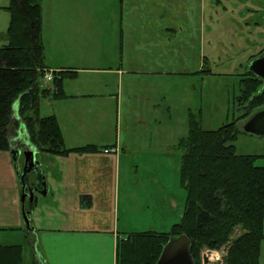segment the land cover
Listing matches in <instances>:
<instances>
[{"label":"rangeland","instance_id":"374dc122","mask_svg":"<svg viewBox=\"0 0 264 264\" xmlns=\"http://www.w3.org/2000/svg\"><path fill=\"white\" fill-rule=\"evenodd\" d=\"M8 1L0 0V47L1 35L5 36L9 21L3 8ZM41 6L46 65L51 68L66 65L76 70L73 78L63 80V89L74 91L77 81L90 77L97 81L111 80L109 90H116L122 77L140 85L148 84L140 89L145 90L144 94L146 89H151L150 92L155 89V101L164 107L157 113L163 121L158 125L161 136L154 139L150 135L157 124L148 116L150 124L146 130L142 128L144 136H139L138 145L151 148L134 152L132 160L122 164L121 197L127 198L126 177L134 178L128 194L131 199L137 197V203L144 206L149 205L146 200L150 194L156 199L173 196L176 203L179 200L182 217L186 191L180 182L179 141L188 134L191 119L197 120L204 130L236 121L238 133L233 141L236 153L256 155L254 163L264 165V134L244 131L247 118L241 115L245 108L237 100L241 93L240 79L249 71V61L264 51V0H41ZM132 68L150 72L137 75L127 71ZM49 86L53 88L51 82ZM51 102L41 101L40 116L52 113ZM87 119L94 126L89 134L94 135L99 118L87 112ZM105 120L111 136L121 135L123 140L125 115L118 119L114 109ZM144 159L151 166L139 162ZM133 160L139 164L138 168L129 167ZM152 176L158 183L150 179L141 182V177ZM15 180L6 172L0 174L1 211L21 205L20 189L17 204L12 202ZM27 205L25 200L24 206ZM158 227L161 229L162 225ZM170 228L157 231L167 232ZM262 230L264 233V221ZM240 232L236 228L232 237ZM16 239L0 231V244L15 243ZM224 254L225 247L203 250L199 264H220ZM23 259V264H32L29 243L23 244ZM258 264H264V239Z\"/></svg>","mask_w":264,"mask_h":264},{"label":"trees","instance_id":"16d2710c","mask_svg":"<svg viewBox=\"0 0 264 264\" xmlns=\"http://www.w3.org/2000/svg\"><path fill=\"white\" fill-rule=\"evenodd\" d=\"M3 8L9 21L6 42L0 47V151L13 147L11 129L20 124L40 152L65 156L98 150L91 144L66 147L55 115H39L41 101L66 97L63 80L76 75L75 71L52 70L53 88L41 86L49 70L41 38V0H9ZM240 84L237 100L245 108L241 117L248 119L264 106V83L248 71ZM237 133L236 121L204 130L191 119L188 134L179 141L180 182L186 191L181 219L167 232H131L119 237L116 264H154L169 237L180 234L190 239L195 264L203 250L222 247L225 254L220 264L259 263L264 239V165L254 163L256 155L236 153ZM236 228L241 232L232 237ZM23 262L21 245H0V264Z\"/></svg>","mask_w":264,"mask_h":264},{"label":"crops","instance_id":"0c3cea01","mask_svg":"<svg viewBox=\"0 0 264 264\" xmlns=\"http://www.w3.org/2000/svg\"><path fill=\"white\" fill-rule=\"evenodd\" d=\"M3 35L1 45L6 42ZM48 68L76 72L66 65ZM127 71L137 75L150 72L139 68ZM111 83V80L97 81L89 77L77 81L74 91L64 89L66 97L50 99L53 104L50 114H54L58 120L65 146L72 148L91 144L98 146V150L60 156L36 149V158L44 174V191L36 192L32 204L26 199L28 205L24 206V210H27V220L23 216L22 204H17L19 184L11 148L0 151V174L6 172L11 178H16L12 202L17 204L12 210H0V231L18 239L15 243L0 245L19 244L23 256V244L29 243L32 261L35 260L37 264H116L119 237L135 231L167 230L181 219L179 200L176 203L173 196H159L156 199L150 194L146 200L150 206L137 203V197L131 199L128 194L134 178L126 177L127 198L121 197L122 164L131 159L134 152L151 148L149 145H138L139 136H144L142 128L146 130L150 124L148 116L152 117V123L157 124L150 135L154 139L161 136L158 125L163 121L157 113L163 111L164 107L155 101V89L152 92L146 89V94L144 89H140L147 87L146 83L140 85L119 77L116 90H109ZM114 109L118 119L123 114L127 120L123 140L120 139L121 135L117 138L111 136L105 127V119ZM167 109L170 111V106ZM87 112L99 118L94 135L89 134L94 126L87 119ZM132 125L136 127L133 129ZM26 134L22 124L12 128L10 140L13 147L19 141L31 144ZM106 148L112 151L104 152ZM147 160L139 162L151 166ZM134 161L129 162V167L138 168L139 164ZM147 179L158 183L154 176L141 177V182ZM85 196L89 199L83 198ZM164 198L167 200L164 201ZM154 206L157 207L153 209L155 211L150 209ZM159 225H162L161 229Z\"/></svg>","mask_w":264,"mask_h":264},{"label":"water","instance_id":"95a60500","mask_svg":"<svg viewBox=\"0 0 264 264\" xmlns=\"http://www.w3.org/2000/svg\"><path fill=\"white\" fill-rule=\"evenodd\" d=\"M249 70L264 82V55L254 59L250 63ZM243 129L250 134H264V108L253 113L245 121ZM19 142L20 148L12 147L10 153L19 181L23 216L27 220L24 202L27 199L31 204L36 192L44 191L45 182L44 174L36 158V148L29 142ZM190 243V239L185 234L169 237L154 264H195L190 252Z\"/></svg>","mask_w":264,"mask_h":264},{"label":"built area","instance_id":"2783aa9c","mask_svg":"<svg viewBox=\"0 0 264 264\" xmlns=\"http://www.w3.org/2000/svg\"><path fill=\"white\" fill-rule=\"evenodd\" d=\"M52 72L50 70H46L45 71V74L43 76V80H42V84L41 86L42 87H50L49 86V83L51 82L52 80ZM109 151H112V149H104V152H109Z\"/></svg>","mask_w":264,"mask_h":264},{"label":"flooded vegetation","instance_id":"af4514ba","mask_svg":"<svg viewBox=\"0 0 264 264\" xmlns=\"http://www.w3.org/2000/svg\"><path fill=\"white\" fill-rule=\"evenodd\" d=\"M262 55H264V51L263 52H261L260 54H258V55H256V56H254L250 61H249V63H248V66H250V63L254 60V59H256V58H258V57H260V56H262ZM250 71V70H249ZM255 75V74H254ZM258 77V76H257ZM260 78V77H259ZM263 81V80H262ZM264 83V82H263ZM264 85V84H263ZM14 147H15V149H18V148H20V142H18V144H16V145H14Z\"/></svg>","mask_w":264,"mask_h":264}]
</instances>
